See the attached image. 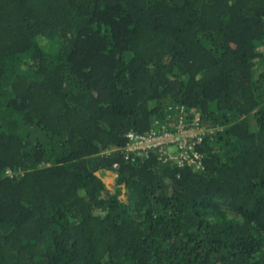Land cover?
I'll use <instances>...</instances> for the list:
<instances>
[{
    "label": "trees",
    "instance_id": "16d2710c",
    "mask_svg": "<svg viewBox=\"0 0 264 264\" xmlns=\"http://www.w3.org/2000/svg\"><path fill=\"white\" fill-rule=\"evenodd\" d=\"M0 264H264V0H0Z\"/></svg>",
    "mask_w": 264,
    "mask_h": 264
},
{
    "label": "built area",
    "instance_id": "2783aa9c",
    "mask_svg": "<svg viewBox=\"0 0 264 264\" xmlns=\"http://www.w3.org/2000/svg\"><path fill=\"white\" fill-rule=\"evenodd\" d=\"M168 119L172 120L174 128L167 130L161 127L162 132L150 131L145 136L129 133L128 144L124 149L125 159L140 157L144 152L157 150L163 163H170L177 168L193 166L201 169L202 156L197 147L202 143L208 131L199 124V119L194 117L187 119V112L183 106L168 107ZM155 123L158 124L156 121ZM117 168V165H114Z\"/></svg>",
    "mask_w": 264,
    "mask_h": 264
},
{
    "label": "rangeland",
    "instance_id": "374dc122",
    "mask_svg": "<svg viewBox=\"0 0 264 264\" xmlns=\"http://www.w3.org/2000/svg\"><path fill=\"white\" fill-rule=\"evenodd\" d=\"M109 174V178H105L106 174H104V172H100L99 174L97 173V176L99 178H101L103 180V182L105 183V186L107 189H109L111 192L114 191L115 189V183H116V174H111V173H108ZM120 198L123 200V201H126V197L125 195H121ZM229 216H232V217H235V215L229 213Z\"/></svg>",
    "mask_w": 264,
    "mask_h": 264
},
{
    "label": "crops",
    "instance_id": "0c3cea01",
    "mask_svg": "<svg viewBox=\"0 0 264 264\" xmlns=\"http://www.w3.org/2000/svg\"><path fill=\"white\" fill-rule=\"evenodd\" d=\"M104 172V174H106V176H105V178H109L110 176H109V174L108 173H111V174H113L114 175V173L113 172H111V171H103ZM100 173V172H99ZM98 173V174H99ZM103 181V180H102ZM105 184V183H104Z\"/></svg>",
    "mask_w": 264,
    "mask_h": 264
}]
</instances>
